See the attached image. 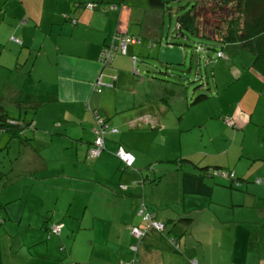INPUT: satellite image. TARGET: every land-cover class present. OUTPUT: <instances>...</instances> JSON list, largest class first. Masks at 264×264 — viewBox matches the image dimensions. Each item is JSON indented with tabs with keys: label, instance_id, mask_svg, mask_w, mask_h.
Listing matches in <instances>:
<instances>
[{
	"label": "crops",
	"instance_id": "obj_1",
	"mask_svg": "<svg viewBox=\"0 0 264 264\" xmlns=\"http://www.w3.org/2000/svg\"><path fill=\"white\" fill-rule=\"evenodd\" d=\"M134 3L135 0H0V70H15L31 80L46 78V84L52 87L44 91L49 98L37 100L43 104L33 112L35 129L28 131L34 139L38 134L35 140L49 143V147L59 144L66 158L60 166H32L24 173L39 172L43 181L56 176L67 178L66 182L45 184L48 188L44 185L59 192L57 200L60 193H70L66 208H52L57 219L66 220L73 206V214H88L94 233L123 239L117 259L91 256L90 264H121V260L125 264H264V185L245 183L238 190L228 188L229 182L224 179L206 177L204 182L211 185L206 195L183 192L182 184L185 174L202 173L200 166H219L233 170L236 177L254 179L238 159L244 157V148H232L231 141L238 135L236 130L246 129L252 122L250 112L258 99L255 87L250 83L239 98L230 96L227 109L219 111L220 120L208 124L193 115L185 122L177 121L175 116L196 108L191 109L187 102L159 98L157 92L150 94L142 85L144 80L135 75L137 61L133 63L132 56L157 55L162 63L184 65L185 47L166 44L169 35L161 34L158 18L152 21L145 17L148 9H157L153 14L158 15L160 8L142 7L143 15ZM131 24L138 28L131 30ZM123 34L139 37L140 44L128 45L127 54L116 52L109 67L102 69L98 61L101 51L111 43L120 45ZM257 75L251 78L264 84ZM143 116L154 117L157 123L151 124ZM98 117L117 131L108 130L105 150L90 159L88 150L94 139L98 133L104 134L99 131ZM214 122L221 127L217 135L206 131ZM192 133L220 143L208 151L173 154L172 160L179 163L174 169V181L169 184L136 186L126 194L118 190V183H129L148 174L149 165L168 162L169 154L153 150L157 137L186 139ZM130 137L134 144L129 142ZM221 137H225L224 143ZM257 141L260 144L262 137ZM118 145L135 157L133 169L123 173L119 172L120 163L114 153ZM247 151L250 153L244 158L251 163L262 161L261 154ZM43 153L49 155L47 151ZM155 166L163 173L168 170ZM69 169L74 171L69 172L71 176L65 174ZM255 175L264 177V172L258 169ZM84 188H90V193H85ZM142 194L165 224V230L150 233L133 252L136 240L130 229L141 226L138 206ZM85 197L89 202L86 208ZM40 201L36 204L33 198L34 208L27 216L41 223L43 215L39 210L47 199ZM39 230L44 235V229ZM167 236H171V242Z\"/></svg>",
	"mask_w": 264,
	"mask_h": 264
},
{
	"label": "rangeland",
	"instance_id": "obj_2",
	"mask_svg": "<svg viewBox=\"0 0 264 264\" xmlns=\"http://www.w3.org/2000/svg\"><path fill=\"white\" fill-rule=\"evenodd\" d=\"M194 2L195 0H169L164 9L160 8L161 12L158 15L153 14V11H157V9H148L145 17L152 21L158 18L159 30L164 37H167L171 31L175 30L177 17L189 10ZM232 3L233 0L230 5ZM134 6H137L143 15L142 7H150L147 0H135ZM212 16L213 14L208 16L210 24L215 23ZM204 22V19L200 21L201 24ZM133 27L138 28L137 25L131 24V30ZM184 32L187 35L185 42L188 45L185 47L186 63L184 65L166 68L158 60L157 55L156 57L143 55L141 58L138 56L135 75L138 79L141 77L144 80L142 85L144 89H148L150 94L157 92L159 98L183 104L187 102L189 107L191 104V109L196 108L194 112L187 111L182 116H175L177 121L185 122L194 115L208 124L211 121L220 120L219 111L221 108L227 109L230 96L236 95L239 98L252 83L258 97L254 111L250 112L252 122L246 129L236 130L238 135L235 140L231 141V145L232 148L240 151L243 147L244 157L250 153L247 150L251 149L252 152L261 154L264 159V84L257 81L256 78H251L258 77L250 67L253 55L242 49L237 43L223 45L219 41L199 37L190 31ZM198 46L200 49L197 51L195 47ZM210 46L213 49H208ZM216 50H221L223 55L217 57ZM46 89H52V87L46 84L44 77L41 81H37L36 79L31 80L25 74L15 70L13 72L4 68L0 70V122L2 113L16 119L20 125L29 122L34 111L30 107V103L27 102L49 98L48 92H44ZM201 94L207 97L195 101V98ZM158 103L162 104L161 101ZM250 113L248 112V114ZM206 131L217 135L221 131L220 124L214 122L208 126ZM20 134L22 138L16 137L12 130H0V186L7 185L4 192L0 187V203L6 206L5 210L4 208L0 209V216L3 218L0 223L3 264H90L91 256L94 259H117V250L124 242L123 239L94 233L92 228H88L91 223L88 214L78 220L68 217L62 222V219H57V216L46 213L43 216L46 224L60 220L62 231L59 235H48L46 230L42 235L39 230V225L42 222L27 216L29 210L34 208L33 198H36V204H39L41 198L47 197L48 203H51L56 197V202L49 204L48 208L52 209L56 206L59 209H64L67 206L70 193H60L57 200L59 192L51 189L45 191L44 183L66 182V177L56 176L47 179V181H39L24 173L27 168L32 166L44 164L50 168L60 166L61 162L66 160L60 145L53 143L49 147V143L36 141L35 139L39 135H34L35 139L32 138L27 128ZM222 136H226V134H222ZM259 136L262 137V141L257 144ZM221 139V142L224 143L225 137H221ZM129 142L134 144V138L130 137ZM219 143L211 141L208 136L201 138L193 133L186 139L167 137L164 140L157 137L153 150L156 149L160 155L169 154L168 162L156 163L164 169H168V178L164 183L169 184L174 181V169H177L178 161L172 160L173 154L190 153L201 149L208 151L216 149V145ZM44 151L49 152V155L44 154ZM240 151H238L239 155ZM29 154L33 156L30 157ZM244 157H238V159L245 170L249 169L247 174L256 178L258 176L255 174L258 169L264 172V160L251 163ZM70 167L73 168V166ZM69 172L74 171L69 169L65 174L71 176ZM73 213L72 206L68 216ZM118 262L120 263L119 259ZM124 262L121 260V264H125Z\"/></svg>",
	"mask_w": 264,
	"mask_h": 264
},
{
	"label": "trees",
	"instance_id": "obj_3",
	"mask_svg": "<svg viewBox=\"0 0 264 264\" xmlns=\"http://www.w3.org/2000/svg\"><path fill=\"white\" fill-rule=\"evenodd\" d=\"M232 0H195L194 4L191 6L189 10H186L177 17L176 21V27L175 30L169 33V40L166 42L168 45H176L181 47L188 46L185 42L187 39V35L184 31H190L194 34H196L199 37H205L209 40H215L221 42L223 45H227L230 43H237L240 45V47L248 52H250L253 55V61L251 64V69L255 71L257 74H260V76L264 79V0H233L232 5L230 3ZM148 5L151 8H164L166 6L165 0H147ZM210 7V8H209ZM210 14H213V19L215 21L214 24L209 23ZM69 19V18H68ZM204 19V24L200 23V21ZM131 37H135L132 35H128ZM139 38V37H136ZM175 39V40H174ZM141 42V40H140ZM139 42V43H140ZM111 46H114L113 43H111ZM110 47V46H106ZM210 46L208 49H213ZM195 49L198 51L200 47H195ZM102 52V51H101ZM119 52L121 54H124L122 52V49L120 45L111 47V59L114 57L115 53ZM221 50H216L217 57H221L223 54L221 53ZM219 53L221 55H219ZM127 54V52L125 53ZM155 55H150L149 57H153ZM137 57V56H136ZM156 57V56H155ZM99 64L100 67L103 69L109 67L110 62L108 65L104 64L103 59H101V55L99 56ZM137 58L134 60L133 63H136ZM166 68H169L168 66H174L183 65L181 63H163ZM207 96L204 94L198 95L195 98V101H199L202 99H205ZM30 107H32L33 111L40 108L43 102H38L37 100L27 102ZM6 113H2L1 115V122H0V130L2 131H9L12 130L14 135L18 138H22L20 132L24 131L25 128L34 130V121L31 119L29 122L23 123L20 125L18 121L14 118H10L6 116ZM10 120V121H9ZM11 122V123H10ZM11 128V129H10ZM107 132L105 133V131ZM108 130H111V126H107L104 130V134L101 135L102 141H103V147H99V150L96 154H90L89 151L93 147H97V144H95L96 139H94V142L92 146L88 150V158L90 159H96L102 152L105 150V139L106 135L109 133ZM26 131V130H25ZM115 133V132H111ZM99 135V133H98ZM33 138V136H32ZM34 140V139H33ZM120 148H123L121 145H118L115 150V155L119 160L120 168L119 172L123 173L124 171L133 169L135 157L133 156V161L130 164H126L117 154L118 150ZM264 159L262 158V161ZM179 163V160H177ZM157 163V162H156ZM149 165L146 170L149 172L148 174L141 177V179L138 180H132L129 183H118V190L122 192V194H126L129 190H132L136 186H153V184L162 183L168 178V170H165L164 173L158 171L155 164ZM176 163V165L178 164ZM199 167V165H196ZM199 170L202 171V173L199 174H185L184 178L182 180V184L184 186L183 192H199L206 195H209L211 192V185H208L204 182V179L206 177L213 178V179H224L225 181L229 182L227 184L228 188L231 189H238L242 190L240 188L241 184H247V183H254V184H262L264 185V177L258 176L254 178L253 180L247 179L245 177H236L233 170H228L223 167L219 166H200ZM221 173H224L225 176L221 177ZM152 174V175H151ZM160 174V175H159ZM28 175L31 176V178H34V180L43 181V179H40L39 172L32 171ZM159 175V176H158ZM46 184V183H44ZM43 185V184H42ZM226 185V184H223ZM46 186V185H45ZM1 190L4 192L7 185H1ZM48 188V186H46ZM46 189V188H45ZM85 193L89 194L91 189L90 188H84ZM83 191V192H84ZM142 194L140 198V203L138 206V212L141 209V207H144V211L148 212V214L151 215V220L153 221H160L163 224L162 229H156L154 226L150 224L149 219H143L142 215H139L141 220V226L137 225L134 227L142 229V234L138 237L134 236L132 234V227L130 229V233L133 236V238L136 240L135 243L132 245H135L134 247L137 248L139 244H142L145 242V240L148 239V235L152 232H158L163 233L165 230V224L163 221L158 219L155 215V213L148 207L147 200ZM81 198L84 197L82 194L80 196ZM88 197V195H87ZM46 200L45 198L43 201ZM86 204L84 205V208L88 206L89 202L87 201V198L84 199ZM52 202H56V197ZM46 203L45 206H43L39 210V214L45 215L46 213H51L52 216H55L53 212H55L53 209H49V204ZM90 207V206H89ZM4 208L6 209L5 204L0 203V209ZM90 209V208H88ZM80 213L77 212L72 215V218L75 220L80 219L81 216H78ZM42 216V217H43ZM71 215H69L70 218ZM2 216H0V223L2 222ZM188 221L192 220L191 218L187 219ZM90 226L88 228H92V220L90 219ZM45 221L43 219L41 227L44 230H46L49 234H57L59 235L61 233V225L60 221L57 222L53 221L49 224H44ZM60 226L59 232H56L53 227L54 226ZM78 229H80V226H78ZM171 236H167L168 241ZM173 241V239H171ZM171 242V241H170ZM133 248L132 251L136 252V249ZM132 262V261H131ZM0 264H3L2 260V251L0 246ZM74 264H84V263H74Z\"/></svg>",
	"mask_w": 264,
	"mask_h": 264
},
{
	"label": "built area",
	"instance_id": "obj_4",
	"mask_svg": "<svg viewBox=\"0 0 264 264\" xmlns=\"http://www.w3.org/2000/svg\"><path fill=\"white\" fill-rule=\"evenodd\" d=\"M92 4V3H91ZM92 5H95V4H92ZM90 7V6H89ZM73 21V19H72ZM119 40H120V47L122 49V52L125 53V49H126V46L128 44H131V43H138L139 42V39L136 38V37H131V36H128V35H121L119 37ZM111 47H113L114 49V46H110V47H105L102 52H101V59H103V62L104 64L108 65L109 62H110V59H111ZM219 55H221L219 53ZM134 59V57H133ZM102 83L101 81L97 80V85L100 86ZM145 120L148 119V121L151 123V124H156V118L154 117H151V116H144L143 117ZM230 121V120H229ZM231 122V121H230ZM97 124H98V128H99V131L100 132H104L105 128H107L106 126V123H104L103 119L99 118L97 119ZM111 130L113 131H116L115 128H112ZM95 144H97V147H94V148H91L90 149V154H96L99 150V147H103V141H102V137L101 135L99 134L96 138V141H95ZM119 157L126 163V164H130L132 161H133V156L129 153V152H126L124 149L120 148L118 150V153ZM221 177L225 176L224 173H221L220 174ZM144 207H141V209L139 210L138 212V215H142V218L143 219H149L151 220V215L148 214V212H145L144 211ZM150 224L152 226H154L156 229H162L163 228V224L160 222V221H153L151 220L150 221ZM53 229L56 231V232H59L60 230V227L59 226H54ZM142 229L140 228H137V227H132V234L136 237L140 236L142 234ZM195 263V261H193Z\"/></svg>",
	"mask_w": 264,
	"mask_h": 264
},
{
	"label": "clouds",
	"instance_id": "obj_5",
	"mask_svg": "<svg viewBox=\"0 0 264 264\" xmlns=\"http://www.w3.org/2000/svg\"><path fill=\"white\" fill-rule=\"evenodd\" d=\"M93 4H96V3H93ZM123 35H128V34H123ZM140 40H141V39H139V42H140ZM139 42H138V43H139ZM132 44H136V43H131V44H128V45H132ZM128 45H127V46H128ZM127 46H126V48H127ZM124 54H125V53H124ZM133 57H134V59H133ZM136 58H137V57L132 56V61L134 62V60H135ZM134 71L137 72L136 69H134ZM143 117H144V116H143ZM104 122H105V121H104ZM111 128H115V127H111ZM116 131H117V130H116ZM93 148H94V147H93ZM89 153H90V152H89ZM133 248H135V247L133 246ZM135 249H136V248H135Z\"/></svg>",
	"mask_w": 264,
	"mask_h": 264
}]
</instances>
